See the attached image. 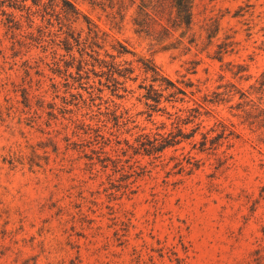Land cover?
Masks as SVG:
<instances>
[{"label":"rangeland","instance_id":"1","mask_svg":"<svg viewBox=\"0 0 264 264\" xmlns=\"http://www.w3.org/2000/svg\"><path fill=\"white\" fill-rule=\"evenodd\" d=\"M75 1L133 72L66 75L83 18L0 0V264H264V0H194L168 31ZM149 61L183 101L145 104Z\"/></svg>","mask_w":264,"mask_h":264},{"label":"trees","instance_id":"2","mask_svg":"<svg viewBox=\"0 0 264 264\" xmlns=\"http://www.w3.org/2000/svg\"><path fill=\"white\" fill-rule=\"evenodd\" d=\"M21 1L24 6L22 8H24L27 13L31 12V5L36 6L38 9L42 6L44 11L48 13H56L58 15L61 14L63 15L62 17L69 22H71V19L78 20L80 16L86 22V37L83 38V40H81L79 37L75 40L76 44L80 46L79 48H81V50L78 52V57L73 54V50L70 47H66V50L69 52L70 56V60L66 63V75L69 76L70 74L67 71V68L73 66L70 65L69 62H71V60H77L78 65L75 70L80 77H82V72L88 77V72L91 70L92 73H105L106 79H118L119 77L123 79L129 78L130 74L133 72L132 67L125 66V62L121 63L115 61L116 56L109 53L108 51H105L104 55L110 57L111 60L108 61L105 58L100 57L99 50L102 49L103 46L99 42V39L101 38L100 32L104 35L107 34L105 31H101L100 27L79 8L75 0H31L30 5L25 4L27 0ZM96 1L97 0H88V3L91 5H96ZM128 1H130L131 5H135L133 24L139 27L140 30H150L151 24L155 23L162 29H165V31H168V28L161 22V20L165 19L166 17L167 19H171V26L176 29H188L191 25L194 0H139L138 3H136V0ZM123 2L124 0L122 3ZM66 40L67 36L65 38V41ZM117 44L118 47L112 46V48L117 51V56H121L129 52V50L120 42ZM88 66H91V69H89ZM96 68L99 70H96ZM142 69L146 75L145 79H147L149 76L150 80V83L147 85H142V88L145 89V92L142 96L146 100V105L157 106L160 104L162 97H164L165 101L184 100V97L187 94L186 91L176 85L167 76L162 74L152 61H149V63L142 62ZM99 79H102L101 76H99ZM262 85H264V83H262ZM262 90L264 91L263 87ZM164 92H167V94L164 95ZM178 94H181L182 97H178ZM180 132L182 134V138H186V135H184L182 131ZM162 138L163 139L159 143H157V139H155V142H152L151 140L148 141L149 143L147 144L143 143V148L145 152H147L146 154H156L162 151L164 148L175 145L179 142V140L177 141L175 137L174 139H169L166 137ZM125 143L128 144V141ZM128 146L131 148L133 147L132 145Z\"/></svg>","mask_w":264,"mask_h":264}]
</instances>
